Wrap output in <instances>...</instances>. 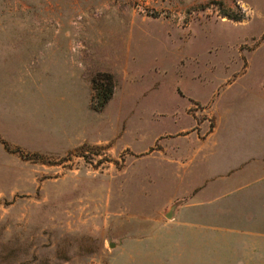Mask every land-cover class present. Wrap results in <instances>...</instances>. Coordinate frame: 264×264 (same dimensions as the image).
I'll return each mask as SVG.
<instances>
[{
	"label": "rangeland",
	"instance_id": "374dc122",
	"mask_svg": "<svg viewBox=\"0 0 264 264\" xmlns=\"http://www.w3.org/2000/svg\"><path fill=\"white\" fill-rule=\"evenodd\" d=\"M258 132L264 0H0V264H186L190 218H157L200 201L225 134Z\"/></svg>",
	"mask_w": 264,
	"mask_h": 264
},
{
	"label": "crops",
	"instance_id": "0c3cea01",
	"mask_svg": "<svg viewBox=\"0 0 264 264\" xmlns=\"http://www.w3.org/2000/svg\"><path fill=\"white\" fill-rule=\"evenodd\" d=\"M29 98L39 101L45 96L38 93L30 94ZM38 131L40 129L35 132ZM220 140L224 150L213 151L210 164L208 160L203 164L200 182L189 185L192 195L198 192L200 201L195 202L192 198L193 201L185 199L182 203H175L166 211L165 221L160 217L157 220L169 226L178 218H190L186 223L189 227L182 235L183 249L188 250L189 257L186 264H264V132L225 134ZM56 142L60 148L71 146L68 139L60 138ZM48 145V141L37 136L25 142L27 148L35 150H43ZM231 148L246 153L233 156L237 158L229 161V153L235 154L229 150ZM250 160L254 164L247 166ZM231 172L237 174L225 175ZM233 189L248 191L232 196L231 204H219L218 200L227 194L225 190L234 192ZM257 204L261 205H258V211Z\"/></svg>",
	"mask_w": 264,
	"mask_h": 264
},
{
	"label": "trees",
	"instance_id": "16d2710c",
	"mask_svg": "<svg viewBox=\"0 0 264 264\" xmlns=\"http://www.w3.org/2000/svg\"><path fill=\"white\" fill-rule=\"evenodd\" d=\"M234 18L238 19L237 17ZM92 87L94 91L92 96V108L95 111H102L106 104L112 99L115 91L116 83L113 74L108 72L98 73L92 78Z\"/></svg>",
	"mask_w": 264,
	"mask_h": 264
},
{
	"label": "water",
	"instance_id": "95a60500",
	"mask_svg": "<svg viewBox=\"0 0 264 264\" xmlns=\"http://www.w3.org/2000/svg\"><path fill=\"white\" fill-rule=\"evenodd\" d=\"M170 217V216H169ZM112 246L114 245L113 243L111 244Z\"/></svg>",
	"mask_w": 264,
	"mask_h": 264
}]
</instances>
